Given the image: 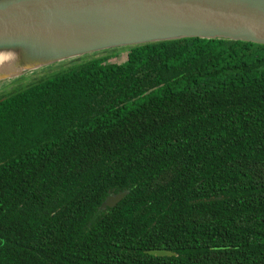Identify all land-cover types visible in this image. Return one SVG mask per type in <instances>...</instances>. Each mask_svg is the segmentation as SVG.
<instances>
[{"label":"trees","instance_id":"1","mask_svg":"<svg viewBox=\"0 0 264 264\" xmlns=\"http://www.w3.org/2000/svg\"><path fill=\"white\" fill-rule=\"evenodd\" d=\"M127 50L0 94V264H264V45Z\"/></svg>","mask_w":264,"mask_h":264},{"label":"water","instance_id":"2","mask_svg":"<svg viewBox=\"0 0 264 264\" xmlns=\"http://www.w3.org/2000/svg\"><path fill=\"white\" fill-rule=\"evenodd\" d=\"M194 38L264 45V0H0V84L85 55Z\"/></svg>","mask_w":264,"mask_h":264},{"label":"rangeland","instance_id":"3","mask_svg":"<svg viewBox=\"0 0 264 264\" xmlns=\"http://www.w3.org/2000/svg\"><path fill=\"white\" fill-rule=\"evenodd\" d=\"M127 52L128 50L126 48L115 49L113 52V55L110 56L111 58L107 60L105 63L106 64H122L127 59ZM100 55L102 54L96 53V54L85 55L80 58L55 63L47 67L35 70L31 73L26 74L25 76L15 79L14 82L11 81V82L0 84V94L7 93V92L9 93V91L13 90L14 88L26 87L40 80L52 78L55 75H58L64 71H67L81 63L89 61L90 59H93ZM153 254L155 256L165 255V254H159V253H153Z\"/></svg>","mask_w":264,"mask_h":264}]
</instances>
